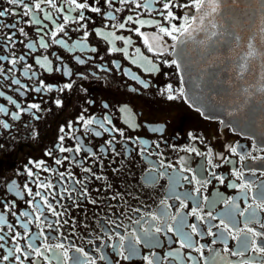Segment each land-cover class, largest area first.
Segmentation results:
<instances>
[{"label": "flooded vegetation", "instance_id": "obj_1", "mask_svg": "<svg viewBox=\"0 0 264 264\" xmlns=\"http://www.w3.org/2000/svg\"><path fill=\"white\" fill-rule=\"evenodd\" d=\"M25 2L34 4L36 0ZM77 2L87 3L89 8L73 11L74 6L67 0H53L60 9L57 11L46 2L42 3V11L36 13L41 23L36 25L31 16L20 14L22 8L0 0V10L15 8L17 12L16 16L0 18L4 25L17 24L14 29L0 25V56L6 57L0 60L3 69L0 91L5 93L0 97V104L9 110L8 115L0 113V120L10 124L8 129L0 125V214L7 221L0 225V235L5 236V240L0 241L4 245L0 248V264H19L15 256L8 261L2 259L9 250L15 252L17 246L21 252L15 255L20 256L23 264H65L64 250L73 259L79 257L81 264L89 259L95 264H147L144 256H149L153 264H242L244 261L264 264V253L254 251L251 242L243 255H231L240 250L237 229L250 227L262 233L255 241L256 245L264 246V209H256L257 219L251 223H246L248 212L244 215L237 212L233 225L227 216L231 206L225 203L231 199L243 212L249 205L255 208L260 202L256 197L259 186L264 184V139L201 114L186 101L179 70L163 63L174 59L173 49L168 47L163 55L149 52L134 31L139 25L127 22L124 29L118 28L129 15L134 19L160 20L155 11L157 5L149 13L135 8L132 3L122 5L119 0H114L113 7H109L106 0ZM91 7L101 11L92 12ZM81 11L85 16L82 21L79 19ZM175 11L183 15L187 9ZM46 12L51 19L44 18ZM109 12L116 19H111L107 15ZM65 16L70 17L67 22ZM59 25H63V32L57 31ZM20 28L27 35L21 34ZM97 30L114 32L130 39V43L125 45L123 40L98 36ZM54 31L55 38L51 35ZM141 31L151 35L156 28L145 25ZM12 33H15L12 40H6ZM41 38L48 44L47 48L40 46ZM53 39L63 40L67 47L53 43ZM164 40L169 46L174 43L169 37ZM29 44L34 47H28ZM114 47L126 48L127 55L124 51H112ZM141 54L158 70H146L149 65ZM21 56L24 57L22 61ZM45 57L52 71L36 62L38 59L44 61ZM12 60L17 63L13 65ZM29 65L25 76L24 70ZM66 71L70 75L65 74ZM12 79H19L23 87L11 84ZM40 81L45 87L36 92ZM69 83L72 88H64ZM48 85L52 86L51 91L47 90ZM169 85L175 99L168 98ZM7 96L16 100L20 109H27L31 104H38L40 108L20 111L7 103ZM57 100L61 102L59 105ZM15 111L20 112L19 120L11 119ZM81 116L84 120L94 118L109 131H104L97 123L85 127ZM105 117L111 124L104 120ZM112 129H119L123 136ZM97 131L100 136L95 135ZM61 136H64L63 141L59 139ZM108 140H112V145L106 143ZM78 144L82 146L80 152L75 151ZM61 147L73 151L62 152ZM101 147L105 149L103 153ZM231 147H236L237 152L233 153ZM192 148L197 151H191ZM83 149H90L96 156ZM241 156L245 158L241 160ZM56 160L61 163L57 164ZM40 161L44 164L37 168L36 163ZM45 167L49 171L45 172ZM84 168L92 169L96 175L85 173ZM29 169L34 173L32 177L27 174ZM234 171L241 172L243 179L237 178ZM62 172L65 173L63 179L59 176ZM76 180L83 183H75ZM40 183H51L53 187L44 189L38 187ZM243 183L250 187L242 191L230 186ZM25 184L33 193L40 191L46 195L48 203L62 215H54L40 197L29 196ZM9 185L13 186L11 191ZM17 191L20 196L16 195ZM29 200L32 205L27 203ZM5 203L9 205L7 208ZM36 203L42 211H36ZM193 208L197 209V215L192 214ZM23 211L30 216H21ZM162 211L168 216L161 221L151 220V214L160 216ZM141 216L144 219L137 225L135 221ZM181 218L183 233L191 236V248L181 247V235L176 231ZM25 223L27 229L23 227ZM8 224L13 226L11 231ZM157 224L162 231L156 233L153 227L154 239L146 242L144 230ZM193 224L197 225L199 234L192 232L190 225ZM225 224L231 231L225 229ZM168 226L173 231H167ZM133 230L141 237V242L136 245L137 254L124 259L128 255L129 241L135 239L129 235ZM16 233L19 237H15ZM248 235L251 237V233ZM120 236L125 237L123 242ZM30 244L40 249V256ZM56 244L64 248L57 249ZM77 248L83 249V253L76 252ZM73 259L67 264H73Z\"/></svg>", "mask_w": 264, "mask_h": 264}, {"label": "snow or ice", "instance_id": "obj_2", "mask_svg": "<svg viewBox=\"0 0 264 264\" xmlns=\"http://www.w3.org/2000/svg\"><path fill=\"white\" fill-rule=\"evenodd\" d=\"M46 2L47 4H49L52 8H56L57 11H60L59 8H57V5L55 3H53V0H36V2L34 4H30V3H26L25 0H7V3L9 5H13L15 7L18 8H22L23 11L22 13H20L23 16H31L32 17V22L36 25H39L41 23V21L39 19H36V13L37 11H42L41 8V4ZM69 5L74 6L71 10H76V9H88L89 5L87 3H78L77 0H67ZM238 0H232V3H237ZM106 3L108 4L109 7H113L114 5V0H106ZM120 4H127V3H132L135 4V8L137 9H144L145 11L151 13L154 11L153 6L157 5V8L155 9L156 11V15H158L159 17H161L160 20H145V19H139L136 18L134 19L133 16L129 15L126 18V21L123 23H120L118 25L119 29H124L126 26L127 22H131L133 24L139 25V27H136L134 29L135 33L141 37L143 39V44L147 47V50L149 52H154L157 55H163L168 47H171L172 49H176L178 48L180 45H186L189 41H196L197 36L200 33H205L207 35V40L213 43H218V41H214L213 38L214 37H218L220 35H222V32L219 31V29L222 27L221 25H219L216 22V18L217 16H219L221 14L222 8L221 5L224 3V0H185V2H180V0H142V2H136V0H119ZM262 4H264V0H262ZM176 9H187V11H184L183 15H177V12L175 11ZM92 12L95 13H99L101 11L100 8L98 7H91L90 9ZM116 11H120V9H115ZM17 12L15 10V8H4L3 10H0V18H4L7 16H16ZM107 15L111 18V19H116L115 16H113V14L111 12L107 13ZM45 19H51V15L50 13H45ZM70 19V17L65 16L64 20L67 22ZM79 19L82 21L85 19L84 13L83 11H81L79 13ZM179 22V23H177ZM0 25H3L4 27L10 28V29H14L17 27L16 23H12V24H3V20L0 19ZM145 25H154L156 28V31L153 32L151 35L146 34L145 32L141 31V28L144 27ZM208 25L211 26V29H213L214 31H211L209 33L208 30ZM83 27V25H82ZM21 34L27 35L24 32L23 28L19 29ZM57 31H64V27L63 25H59L57 27ZM261 32V37H260V44L261 47H257V45L253 42L255 40V37H251L248 41L247 44V51L243 54V56L240 58V63L238 65L239 71H238V75L243 78L244 74L250 71V63L256 59L259 58L261 64V73H260V78L262 81H264V27H261L260 29ZM96 34L98 36H104L106 39H108L109 37H111V40H123L125 45L130 43V39H126L124 36H118L115 35V33H104L100 30H97ZM15 35V33H12L11 35L6 37V40L11 41L12 37ZM52 37L55 38L56 36V32H52ZM88 33L85 32L84 33V37L87 38ZM165 37H169L174 43L172 45H167L166 41L164 40ZM234 39H236L237 41L239 40V37L236 36L234 37ZM111 40L109 42H111ZM53 43L56 44H61L64 45L65 47H67V45H65L63 40H56L53 39ZM198 43H204L203 40L198 41ZM40 46L43 48H47L48 44H46L43 40V38H41L40 41ZM28 47L32 48L34 47V45L29 44ZM92 51H95V49H92ZM112 51H124V54L127 55V49H117V48H113ZM136 52L139 54L140 53V49L137 48ZM183 49H181L179 52H174V55L177 57H180L182 55ZM141 58L143 60L146 61L147 65H149L148 68H146V70L148 71H155L158 70L157 66L154 65L152 63L151 60H148L147 57H143L141 54ZM6 59V57L0 56V60ZM21 61L24 60V57L21 56L19 58ZM79 59V58H78ZM38 64H41L42 67L47 68L48 71H52L51 68L48 67V64L50 63L47 60V57L44 58V61L41 60H37L36 61ZM81 64L84 63L83 60L79 61ZM135 63V61H133ZM11 63L13 65H15L17 63L16 60H12ZM164 64L168 65V66H172L174 65L178 70L182 69V62H179L178 59H172L171 61L165 60L163 61ZM31 66H27L24 70V75L27 76L28 75V69ZM3 72V69L0 68V73ZM65 74H69L67 71ZM33 75H35V73H33ZM134 79H137L136 77H133ZM5 79H7V77H5ZM183 76H181V81L183 83ZM141 83H143V81H141ZM11 84L14 85H20V80L19 79H12L11 80ZM21 87H23V85H20ZM145 87H147L148 85L145 84ZM44 82L40 81V87L35 88L36 92H40L42 88H44ZM48 91L52 90V86L48 85L46 86ZM64 88L67 89H71L72 88V84H66L64 85ZM63 89H61L62 91ZM17 92L20 91L19 88L16 89ZM168 91H169V99H175L176 97L174 95H172V87L171 85L168 86ZM244 91H247V89H245ZM261 91L264 92V86L261 87ZM181 95L183 94V89L180 90ZM21 95H23V93H21ZM5 93L3 91H0V97H4ZM7 103L11 104V105H15L17 109H19L20 111H28L30 109H37L39 110L40 106L38 104H31L28 106L27 109H20V105L17 104L16 100H14L11 96H7ZM57 105H59L61 102L59 100L56 101ZM199 110V109H197ZM0 113H3L5 115H8L9 110L3 105L0 104ZM11 119L12 120H19L20 119V112L19 111H15L11 113ZM81 120L84 121L85 127H87L88 125H92L93 123H97L100 125L101 128H104V124L96 121L94 118L92 119H88V120H84V117L81 116L80 117ZM104 120L111 124V120L108 119V117H105ZM0 125L3 126L4 129H8L10 127V124L5 122L4 120H0ZM71 127V125H69ZM61 131L63 132L64 129L63 127L61 128ZM104 131H109V129L104 128ZM112 131H120L119 129H112ZM121 136H123V132L120 131ZM96 136H100L101 133L99 131L95 132ZM61 141L64 140V136H61L59 138ZM113 140L115 139V137L112 138ZM106 143L108 145H112V140H108L106 141ZM82 150V146L81 145H77L75 151L76 152H80ZM85 152H91L90 149H83ZM60 151H73V149H65L63 147L60 148ZM105 151V149L103 147L100 148V152L103 153ZM113 152H115V149H112ZM191 151L196 152L197 150L195 148H192ZM231 151L233 153L237 152L236 147H231ZM49 155L51 153H48ZM197 154L199 155L200 153L197 152ZM91 155L93 157L96 156L95 152H91ZM118 155V153H117ZM245 157L241 156L240 159L243 160ZM67 159V157L65 158ZM57 164H60L61 161L60 160H56ZM44 164L43 161H40L38 163H36V167L40 168L42 165ZM43 170L45 172L49 171L48 168H43ZM83 171L85 173H91L93 176H95L96 174L94 172H92V169L90 168H84ZM190 171V169H189ZM28 176L32 177L34 175L33 171L31 169L28 170ZM69 176H71V173H68ZM234 175L237 176V178L243 179V174L241 172L238 171H234ZM59 176L63 179V177L65 176V173H59ZM97 179H101V177L96 176ZM195 177H193L194 179ZM85 179H87V177H85ZM185 180H188V177H184ZM35 182V181H33ZM189 182L191 183V180H189ZM221 182H223V180L221 179ZM75 183L78 184H82L83 181L80 180H76ZM232 187H239L242 191L248 189L250 187L249 184L247 183H243L240 185H235L232 184L230 185ZM38 187L44 188V189H49L51 187H53V185L51 183H40L38 184ZM109 187H111L109 185ZM260 191L257 194V199H259V203L256 204L255 208H252L251 205H249V208H251V211L249 212V208L244 209L243 212L239 211L238 205H236L234 203L233 200L229 199L227 201H225L226 204L230 205V211L227 213L229 222L232 223L233 225L236 223V213L239 212L240 215H244L245 212H248V216L246 217V223H251L253 220L257 219L256 216V209H264V184L260 185ZM24 188L27 190V194L29 196H33L34 197H40V199L43 201V203L47 206V208L54 214V215H62V213H57L55 208H53V206L48 203V198L46 195H42V193L40 191H37L35 193L32 192L31 188H28L27 184L24 185ZM13 189L12 185H9V190L11 191ZM75 189H73L74 191ZM85 195H87V189H85L84 192ZM17 196H20L21 193L19 191L16 192ZM246 195V193H245ZM63 198V197H62ZM115 198V197H113ZM93 203H95V201H92ZM27 203L29 205H32V200L27 201ZM162 204L164 203V201L161 202ZM5 208H7L9 205L8 203H5ZM36 211H42L40 204L36 203L34 205ZM133 211L135 212H140V209H133ZM192 214L193 215H197V209L193 208L192 210ZM12 215H15V213L13 212ZM21 216L23 217H29L30 213L27 211H23L20 213ZM209 215H211V213H209ZM168 213L166 211H162L160 216H157L155 214H151V220L152 221H161L163 218L167 217ZM37 220H40V216L36 217ZM144 217L141 216L139 219H137L135 221V223L137 225H140L141 220H143ZM173 220L175 221V217H173ZM31 222V220H29V223ZM7 221L5 219V216L0 214V225L6 224ZM66 223V221H65ZM221 223L223 224L224 221L222 220ZM180 227L176 229L177 233L179 235H181V247L187 246V247H192V243H191V236L188 234L183 233L182 228L184 225V221L183 218H181V220L179 221ZM27 223H25L23 225V227L25 229H27ZM8 230L11 231L12 230V225L8 224L7 225ZM49 227H51V225H49ZM155 228V232L159 233L162 231V228L159 226V224L157 225H150L149 228L145 229L143 232V239L147 242L149 239H154V233L152 231V228ZM192 232L193 233H197V225L193 224L190 225ZM225 229L228 231H231L230 229H228V225L225 224L224 225ZM262 227H264V225H262ZM167 231H173L171 226L167 227ZM248 233H251V237H249ZM199 234V233H197ZM211 234V233H210ZM19 233L15 234V237H19ZM117 235H119V233H117ZM129 235L135 237L134 241H129L128 244V255L124 257V259H131L133 256H135L137 254V248L136 245L139 244L141 242V237L136 236L135 230H133L132 233H130ZM223 235V234H222ZM262 233L254 231L252 228L250 227H246L244 230H240L237 229V238L240 239V244H239V249L238 251L232 252L231 255L236 256V255H243L244 251H247L249 246H250V242L251 245H253V250L259 253H264V246H259L256 245V241H255V237H259L261 236ZM14 237V238H15ZM125 239L124 236H120V240L123 242V240ZM5 240V236L4 235H0V241H4ZM213 243H215V241H213ZM4 245L2 243H0V248H3ZM30 248H32V250L36 253L37 256L41 255L40 249L38 247H35L34 245H29ZM57 249H62L64 248V245L62 244H56L54 246ZM203 246H201L202 248ZM47 248V246H46ZM197 251H200V249H197ZM21 252V248L19 246L16 247L15 252H13L12 250H9L7 255L3 256V260L4 261H8L9 257L11 256H15V260L17 262H19V264H23V261L21 260L20 256L15 255V253H19ZM76 252L78 253H83V249L77 248ZM63 258H64V262L65 264H67V261L69 259H73L72 257H69L68 255V251L64 250L63 253ZM85 256H87V253H84ZM169 256L174 255V253H168ZM57 259H59V257H56ZM25 259H27V256L25 257ZM47 259V258H45ZM101 259H104V257H101ZM143 259L145 261H147V264H153V260L151 258H149V256H144ZM33 264H35V262H33ZM73 264H81V261L79 259V257H76L75 259H73ZM86 264H95L94 260L89 259ZM242 264H248L247 261L242 262Z\"/></svg>", "mask_w": 264, "mask_h": 264}, {"label": "water", "instance_id": "obj_3", "mask_svg": "<svg viewBox=\"0 0 264 264\" xmlns=\"http://www.w3.org/2000/svg\"><path fill=\"white\" fill-rule=\"evenodd\" d=\"M216 22L222 35L213 43L200 33L196 41H189L173 49L174 59L182 62L184 97L201 114L252 132L264 139V81L260 78L259 58L250 63V71L243 78L238 75L240 58L247 51L251 37L261 47V27H264L262 0H224ZM209 33L214 31L208 25ZM238 36L237 41L234 37ZM203 40L204 43H198ZM183 49L177 57L174 52ZM247 89V91H244Z\"/></svg>", "mask_w": 264, "mask_h": 264}]
</instances>
